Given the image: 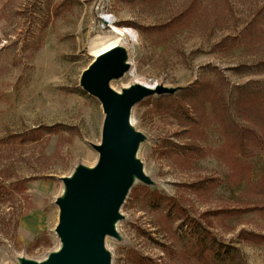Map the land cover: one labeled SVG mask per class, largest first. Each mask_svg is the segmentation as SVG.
I'll use <instances>...</instances> for the list:
<instances>
[{"label":"rangeland","instance_id":"obj_1","mask_svg":"<svg viewBox=\"0 0 264 264\" xmlns=\"http://www.w3.org/2000/svg\"><path fill=\"white\" fill-rule=\"evenodd\" d=\"M263 5L0 0V264L42 261L58 247L60 178L97 160L102 113L78 82L90 42L112 35L105 16L137 35L120 43L129 68L108 87L176 89L130 109L151 184H133L119 207L117 238H104L111 264H264V240L235 238L264 233V213L219 214L264 204Z\"/></svg>","mask_w":264,"mask_h":264},{"label":"water","instance_id":"obj_2","mask_svg":"<svg viewBox=\"0 0 264 264\" xmlns=\"http://www.w3.org/2000/svg\"><path fill=\"white\" fill-rule=\"evenodd\" d=\"M128 68L125 48L116 46L94 57L81 72L78 86L97 100L102 113L99 143L91 145L97 160L90 168L77 165L69 176L60 178L63 192L54 200L57 222L53 227L58 248L42 261L18 259V264H110L104 238H117L113 224L121 219L119 207L133 177L151 184L135 157L143 136L128 123L130 109L143 98L176 90L137 83L119 92L111 90L108 82Z\"/></svg>","mask_w":264,"mask_h":264},{"label":"bare ground","instance_id":"obj_3","mask_svg":"<svg viewBox=\"0 0 264 264\" xmlns=\"http://www.w3.org/2000/svg\"><path fill=\"white\" fill-rule=\"evenodd\" d=\"M102 19L104 20V23L107 24V27L112 32V35L107 36V37H97V38L93 39L90 42L89 50L91 51L92 57H96V56L104 53L105 51L113 48V47L121 46L120 45L121 42L122 43L129 42V41L131 42V40H133L135 38V36H137L135 31L133 29H131V28L114 26L113 25L114 20H113L112 17H106L105 16V18H102ZM134 83L144 85V84L139 83V82H134ZM153 86L154 85H150V86H146V87L153 88ZM124 88H126V87H124ZM128 123L132 127V121L130 119V116H129V119H128ZM141 143L142 142H140L138 144L136 152H138ZM137 182H138L137 178L133 177L132 184H135ZM62 192H63V186H62V188L60 190V195L62 194ZM117 224H118V221H115L114 224H113V228H114L115 233L118 234ZM103 245H104V248H105V243L104 242H103ZM58 246H59V244H58ZM110 264H111V259H110Z\"/></svg>","mask_w":264,"mask_h":264},{"label":"crops","instance_id":"obj_4","mask_svg":"<svg viewBox=\"0 0 264 264\" xmlns=\"http://www.w3.org/2000/svg\"><path fill=\"white\" fill-rule=\"evenodd\" d=\"M102 22H104L102 20ZM264 181V177L261 178ZM224 209L226 210H231V212L229 214H227L228 216H238L241 215L243 213L245 214H252V213H256V214H263L264 213V204L263 203H246L240 206H229V207H224ZM223 216H225L224 214H222ZM23 229L25 227H22ZM245 232V233H249L250 235L253 236H264L263 232H256L253 230H245V229H238L235 233V238L238 239V232Z\"/></svg>","mask_w":264,"mask_h":264},{"label":"trees","instance_id":"obj_5","mask_svg":"<svg viewBox=\"0 0 264 264\" xmlns=\"http://www.w3.org/2000/svg\"><path fill=\"white\" fill-rule=\"evenodd\" d=\"M123 1H132V0H123ZM262 7H264V5L262 6ZM55 11H57V6H56V10ZM54 14H56V13H54ZM174 22V18H172L170 21H169V23L168 24H166L168 27H170V25L172 24ZM165 25V26H166ZM158 30V26H150V27H146L145 28V30L146 31H152V30ZM232 40H234V39H232ZM187 89V88H186ZM183 91H185V90H183ZM182 91V92H183ZM238 132V130L236 131V135H237V137L238 138H241V134L240 133H237ZM31 133V132H30ZM29 133V134H30ZM246 147H248V145L247 144H243L242 143V139H239V142L237 143V150H238V152L239 153H243V151L245 150V148ZM231 212V210H222V211H220L219 212V214H224V215H227V214H229ZM198 228H200V227H198ZM248 235V234H247ZM252 236V235H251ZM256 238H261L262 240H264V236H260V235H258V236H255Z\"/></svg>","mask_w":264,"mask_h":264}]
</instances>
